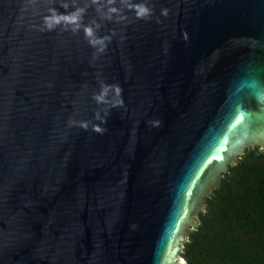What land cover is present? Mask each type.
<instances>
[{"label":"water","instance_id":"obj_1","mask_svg":"<svg viewBox=\"0 0 264 264\" xmlns=\"http://www.w3.org/2000/svg\"><path fill=\"white\" fill-rule=\"evenodd\" d=\"M0 264H264V0H0Z\"/></svg>","mask_w":264,"mask_h":264},{"label":"clouds","instance_id":"obj_2","mask_svg":"<svg viewBox=\"0 0 264 264\" xmlns=\"http://www.w3.org/2000/svg\"><path fill=\"white\" fill-rule=\"evenodd\" d=\"M148 12V9L147 8H141L140 9V13L141 14H145V13H147ZM45 23L47 24L48 23V18H45ZM89 31V34H90V30H88Z\"/></svg>","mask_w":264,"mask_h":264}]
</instances>
